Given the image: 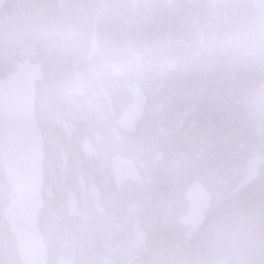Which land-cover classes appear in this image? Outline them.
<instances>
[{
    "label": "clouds",
    "instance_id": "clouds-1",
    "mask_svg": "<svg viewBox=\"0 0 264 264\" xmlns=\"http://www.w3.org/2000/svg\"><path fill=\"white\" fill-rule=\"evenodd\" d=\"M0 264H264V0H0Z\"/></svg>",
    "mask_w": 264,
    "mask_h": 264
}]
</instances>
